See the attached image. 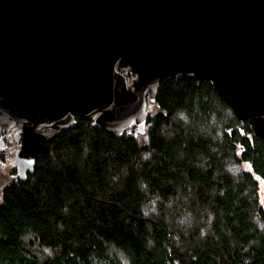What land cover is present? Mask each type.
Wrapping results in <instances>:
<instances>
[{"label": "trees", "instance_id": "1", "mask_svg": "<svg viewBox=\"0 0 264 264\" xmlns=\"http://www.w3.org/2000/svg\"><path fill=\"white\" fill-rule=\"evenodd\" d=\"M148 112L145 134L77 117L42 146L3 189L0 264H264V139L192 77Z\"/></svg>", "mask_w": 264, "mask_h": 264}, {"label": "water", "instance_id": "2", "mask_svg": "<svg viewBox=\"0 0 264 264\" xmlns=\"http://www.w3.org/2000/svg\"><path fill=\"white\" fill-rule=\"evenodd\" d=\"M171 76L214 85L264 139V0H0V149L17 124L20 179L77 117L145 134Z\"/></svg>", "mask_w": 264, "mask_h": 264}, {"label": "rangeland", "instance_id": "3", "mask_svg": "<svg viewBox=\"0 0 264 264\" xmlns=\"http://www.w3.org/2000/svg\"><path fill=\"white\" fill-rule=\"evenodd\" d=\"M12 151L0 152V201L2 199V192L6 185L12 182L16 176L17 172L11 165V159H14ZM13 170V171H12ZM261 182V195L262 202L264 204V182Z\"/></svg>", "mask_w": 264, "mask_h": 264}, {"label": "flooded vegetation", "instance_id": "4", "mask_svg": "<svg viewBox=\"0 0 264 264\" xmlns=\"http://www.w3.org/2000/svg\"><path fill=\"white\" fill-rule=\"evenodd\" d=\"M20 129L21 128L17 124L10 128V134L4 135L5 146L3 149H0V152L12 151L11 154H13L15 158L16 151L21 147V142H18L17 139V133H19ZM13 160L12 158L10 163L17 172V176H19L18 168L12 164Z\"/></svg>", "mask_w": 264, "mask_h": 264}]
</instances>
